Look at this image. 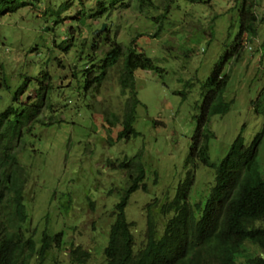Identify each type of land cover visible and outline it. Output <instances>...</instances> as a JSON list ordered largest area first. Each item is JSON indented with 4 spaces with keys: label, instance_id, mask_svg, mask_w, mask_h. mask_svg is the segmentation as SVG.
I'll use <instances>...</instances> for the list:
<instances>
[{
    "label": "rangeland",
    "instance_id": "rangeland-1",
    "mask_svg": "<svg viewBox=\"0 0 264 264\" xmlns=\"http://www.w3.org/2000/svg\"><path fill=\"white\" fill-rule=\"evenodd\" d=\"M100 2L106 10L93 19ZM151 2L158 9L148 14L159 18L156 23L142 17L135 0H117L114 6L111 0H15L14 5L27 3L17 11L0 6V112L11 108L25 119L22 137L13 147L24 149L19 158L27 177V226L36 231L38 246L43 230L49 236L63 232L64 243L49 248L44 264H76L69 256L75 248L88 253L84 264H106L103 249L113 222L109 215L126 180L124 170L109 169L108 160L117 162L141 152L146 163L147 192L136 191L125 210L133 225L134 249L145 241L144 208L154 198L167 191L171 195L186 179L199 196L212 183L213 173L191 161L188 151L200 115V86L232 48L243 0ZM253 2L258 20L252 27L257 40L264 41V0ZM45 10L47 15L42 14ZM103 26L123 47L134 40L137 51L162 70L135 71L140 104L133 128L138 136L112 146L107 137L114 141L119 127L107 130L103 112L118 117L122 113L116 73L110 71L108 82L93 95L78 89L72 76L73 70L80 72L91 64L85 56L75 58L82 41L74 33L79 30L81 39L90 42ZM70 28L77 29L71 32L76 36L73 42ZM157 29L158 35L152 36ZM255 40L244 42L238 62L230 59L222 66V74L229 76L224 96L233 102L226 114L209 121L214 138L208 156L218 163L238 135L246 147L258 138L256 160L263 175L264 53ZM69 44L75 47L64 52ZM178 92H184V98ZM152 171L158 174L155 186ZM247 248L258 252L249 244Z\"/></svg>",
    "mask_w": 264,
    "mask_h": 264
},
{
    "label": "trees",
    "instance_id": "trees-1",
    "mask_svg": "<svg viewBox=\"0 0 264 264\" xmlns=\"http://www.w3.org/2000/svg\"><path fill=\"white\" fill-rule=\"evenodd\" d=\"M13 1L0 0V6L17 11L27 5H14ZM115 2L117 0H111L110 6H114ZM135 2L144 19L158 22V17L148 14L149 9H158L151 0ZM104 3L97 4V12L91 15L93 19L106 10ZM122 6L126 9L127 4L122 3ZM167 8L168 5L163 10L164 14ZM253 9V0H243L235 42L200 86L202 103L188 158L213 173L207 193L199 196L192 191V184L186 179L172 188L171 195L167 191L154 198L144 208L145 241L134 249L131 234L133 225L126 220L125 210L136 191L147 192L146 163L142 161L141 152L117 162L108 160L109 169L115 172L124 170L126 180L117 192V202L109 215L113 222L109 226L108 240L103 249L106 264H264V172L263 175L260 173L256 160L258 138L246 147L243 137L238 135L218 163L211 162L208 156L209 142L214 138L209 121L215 115L226 114L233 102L227 101L224 96L229 76L222 74V66L230 59L238 62L242 45L252 43L253 39L259 43L261 53H264V41L257 40V32L252 27L258 20ZM46 11L42 14L47 15ZM81 13H77V20ZM106 28L95 32L90 42L81 39L79 30L74 33H78L82 41L75 58L81 60L85 56L91 64H87L80 72L73 70L72 76L78 89L93 95L108 82L110 71L116 73L118 98L123 110L119 117L113 112H103L107 130L119 127L114 141L107 137L109 146H112L138 136L133 128L136 107L140 104L135 71L160 74L162 70L145 53L137 51L134 40L123 47L115 36L110 37L108 26ZM76 30L70 28V34ZM158 32L157 29L152 36H157ZM74 35L71 34L69 39L72 42L76 37ZM72 46L75 47L67 45L63 51L68 52ZM89 51L90 54L84 55ZM5 89L8 87L5 86ZM177 94L182 98L185 96L184 92ZM38 108L41 110L42 106ZM24 120L22 114L15 115L11 108L0 112V264H44L49 248H60L64 243L63 232L49 236L45 229L38 246L34 240L36 231L30 232L27 226L31 220L23 191L27 177L19 158L24 149L18 151L13 147V142H18L22 137ZM151 174L152 185L155 186L158 174L156 171ZM203 195L206 198L202 199ZM88 201L89 205H93V201ZM154 214L161 219L159 222ZM247 244L257 249V254H252ZM69 256L76 264H84L88 259V253L80 248L71 249Z\"/></svg>",
    "mask_w": 264,
    "mask_h": 264
},
{
    "label": "water",
    "instance_id": "water-1",
    "mask_svg": "<svg viewBox=\"0 0 264 264\" xmlns=\"http://www.w3.org/2000/svg\"><path fill=\"white\" fill-rule=\"evenodd\" d=\"M105 29V27L103 26L101 29H98L97 31H95V32H101V31H103Z\"/></svg>",
    "mask_w": 264,
    "mask_h": 264
},
{
    "label": "bare ground",
    "instance_id": "bare-ground-1",
    "mask_svg": "<svg viewBox=\"0 0 264 264\" xmlns=\"http://www.w3.org/2000/svg\"><path fill=\"white\" fill-rule=\"evenodd\" d=\"M34 1H36V0H34Z\"/></svg>",
    "mask_w": 264,
    "mask_h": 264
}]
</instances>
